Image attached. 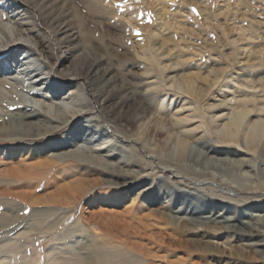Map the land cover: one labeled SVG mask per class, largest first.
<instances>
[{
  "label": "rangeland",
  "instance_id": "1",
  "mask_svg": "<svg viewBox=\"0 0 264 264\" xmlns=\"http://www.w3.org/2000/svg\"><path fill=\"white\" fill-rule=\"evenodd\" d=\"M8 1L17 2L18 10L15 12L8 11L9 9L5 6ZM38 2L40 5L56 8L55 16L64 10L65 13L60 18L62 16L65 18H61L56 23V25L61 23L60 27L63 30V32L56 34L57 38L67 39L62 48L58 47V42L51 32L48 22L43 21L42 16L38 14L36 5L31 0H0V79L6 82L5 84L0 83V124L6 126L11 122L12 126L16 128V114L20 111H33L38 113L39 118L43 119L46 124H59L62 127L42 141L28 145L26 148L29 152L42 149L47 155L57 152L64 153V147H60L66 141H73L77 147L84 149L91 147L93 154L99 155L98 159L100 160H106L109 163L116 161L117 165L128 164V167L132 166L131 168L136 171L133 175H111L114 170L98 173L101 179L105 180L103 185L113 186L121 190L126 189L125 192L121 191L123 192V201L130 202L132 199H136V202L143 204L144 211L152 210V207L157 205L148 200V196L151 195L150 191L153 190L155 194L165 193L166 198L163 196L159 200L158 206L163 203V209L166 211L184 207L181 201H184V204L195 203L196 205L199 203L206 208L203 210V214L220 213L223 221L228 219V225L233 216L243 221L247 220L242 216V212L245 210L250 213L264 214L263 191L257 190L244 194L233 191V187L230 188L218 183L213 174H206L202 179L197 180L189 173H175L174 170L159 163L156 156L151 152L149 153L146 148H142L135 140L134 135L129 134V138L125 140L118 127L110 122L102 109L99 108V104L91 99L90 91L86 88L84 80L81 77H76L74 73L85 56L97 57L99 60L96 66L98 67L97 70L108 68L112 72V78L118 79L117 85H120L123 75L129 68L128 66L132 65L135 77L133 80L138 82L137 92L140 95L143 93L147 97L152 109H158L162 113L165 121L168 122V126L170 123L176 122L177 125L171 127L172 132L185 135L190 147L193 145L199 148L200 144H205L203 148L201 145L200 149L203 150L208 145V143H204L205 141L208 142L210 138L215 139L214 135H207L204 130V120L208 119L213 125L224 122L230 108L232 109L235 103L244 99L254 109L264 104V91L259 82L264 76V61H259L260 58L264 59V0H158L157 2L155 0H110L103 2L102 7L107 14L110 13L107 16L108 21L106 22L107 19L104 20L105 23L113 24L121 20L122 15L127 13L135 15L133 25L126 23L129 28H126L125 31L116 25L112 26L110 31L115 39L113 42L114 52L121 54L128 61L123 65L112 55L110 56L106 50L94 53L89 49L86 36L79 32L78 22L70 14V9L66 11V0H38ZM160 6H164L169 12L162 18L159 16L162 12L159 9ZM115 9L116 12H113ZM84 13V9L80 11L81 15H86ZM170 13L175 15L174 18L177 17L178 22L173 21V23H180L183 28L180 27L176 31L171 27L173 25L167 21ZM111 16L112 18H110ZM12 22H16L20 26L21 32L27 37L30 34L31 40L35 38L38 47L36 46L34 49L33 44H30L26 37L24 39L19 37L20 40H16V32L11 26ZM251 24L257 29L258 34L255 32V28H250ZM151 29L168 39L166 49L168 47V49L180 54L182 71L192 70L201 76L204 74L210 76L207 79L199 80L198 84L207 91L206 94L202 95L203 98L200 102L192 96L188 97L167 88L162 74L158 71L157 54L150 44L149 33L152 31ZM87 34L93 37L96 42L99 40L110 41L103 28L97 31L88 29ZM2 50L4 51L2 52ZM40 50L41 52H39ZM25 55H28V58L23 59ZM181 70H169L168 73L170 75L177 73L178 75V72H182ZM217 78V84L210 87V80ZM56 86L61 93L60 98H55L59 93H56ZM58 102L63 106L73 107L79 111L72 117L71 115L66 117V122L60 123L62 121L55 119L53 115ZM259 115L264 117V114L258 111L249 117L256 119V116L259 117ZM44 130L43 128L40 131L43 132ZM128 132L133 133L135 130L132 128ZM15 135V133H11V136L0 135L1 160L8 159L11 149L22 146L21 140L18 139L19 136ZM173 136L174 139L172 140L167 132L159 135L160 142H168L171 147L167 148L168 150H160L161 155L169 154L168 158L172 160L170 149L175 142V135ZM104 137H108L106 140L108 142L102 144L100 140ZM214 139L211 140L212 144L217 145V147L220 146L226 151H233L234 146H221ZM151 141L150 138L149 142ZM110 143H115V145L113 150L108 151L107 147L110 146ZM51 145H57L59 149L53 150ZM239 149L242 150L241 147ZM247 153L249 154L242 153L237 156L226 153L223 157L227 161L251 158V153ZM249 162L256 164L252 158L249 159ZM246 164L238 172L243 177L241 182L258 189L259 172L257 166L252 167L249 163ZM4 166L0 163V170ZM23 167L24 163H20L19 168L23 169ZM186 168L185 166L183 169L186 170ZM89 170L90 167L84 168L81 173L84 176L89 175ZM188 170L198 171L192 168H188ZM51 171L52 169L49 176L52 174ZM199 174L204 173L200 172ZM249 174L254 175L250 178L248 177ZM0 180L2 179L0 178ZM4 182L7 185L13 183L6 180ZM37 182L36 180L32 181L34 193H43L45 187H48L46 190L53 191L54 186L51 183L44 180ZM78 187L77 192L81 190V187ZM92 191L89 189L71 203L62 205L61 203L27 205L24 201L9 195L0 197V216L8 207H11L12 217H14L12 224L7 227L10 230H7L5 235L3 233L6 228L0 229V240L18 238L17 233L23 226L34 224L38 217H47L46 223L52 219L57 220V224L52 230L44 228L45 225H36V228L29 232L30 234L27 233L22 239L21 237L18 238L17 241L21 243L19 252L10 258L8 254L5 255V258L4 254H1L0 264H53L57 260L56 256H49L51 251L55 253L61 249L74 252L81 247L84 256L88 258L86 263L97 264V255L94 252L97 245L102 242L101 238H96L97 240L94 239L95 241H93L92 236L85 231L79 236H76L77 232L72 234L74 229L84 230L87 226L81 218L86 201ZM197 191L202 196L201 198L197 199L195 196ZM171 197L172 199L166 202ZM248 201L251 202L245 204ZM34 213L37 214L31 219V215ZM260 221L262 222V220ZM1 224L0 218V226ZM74 225L75 228L68 230ZM66 230H68V234L64 235ZM203 232L210 237L217 236L220 243L226 241V236L231 234V230L226 228L215 232L208 228L205 230L196 229L194 234L198 235ZM157 233L161 234L158 235L159 238L156 237L157 239L143 238V242L146 241L145 244H147L149 251L156 254V256L151 257L147 256L149 252L146 246L143 249L139 248V250L130 249L127 245V237L126 240L124 235L122 236L117 231L114 234L116 237L110 235H102L101 237L105 236L106 238H103L105 242L110 243V247L107 246L108 251H121L124 256L137 259L135 264H173L171 259L177 258L184 263L199 258L206 264H212L209 253H202L196 247L191 249L168 247L167 232L164 229H158ZM70 234L71 236H69ZM190 234L189 231H186L181 235L184 242L189 245L192 243L189 239ZM256 239H252L251 242H255ZM229 243L233 244L234 240L232 239ZM172 244L174 245V242ZM224 245L225 248L224 246L220 247L221 251L224 252L217 254V257L229 258L230 261H233L237 255L236 250L230 249L226 244ZM140 249H142L141 252ZM230 252L233 253L229 255ZM58 254L69 257V254L59 252ZM144 256L148 258L150 263H147V259L143 258ZM259 261L264 263L263 258Z\"/></svg>",
  "mask_w": 264,
  "mask_h": 264
},
{
  "label": "bare ground",
  "instance_id": "2",
  "mask_svg": "<svg viewBox=\"0 0 264 264\" xmlns=\"http://www.w3.org/2000/svg\"><path fill=\"white\" fill-rule=\"evenodd\" d=\"M31 1L36 5L38 14L42 16L43 21L48 22V26L51 28V32L55 35L54 37L58 42V47L62 48L63 43L65 44L67 39L61 40L57 38L56 34L63 32V30L62 27H60L61 23L57 25L56 23L61 18H65V16L60 18L62 14L64 15V10L60 11V13L55 16L56 8L53 9L43 4L40 5L38 0ZM106 1L109 2L110 0H66V11L70 9V14H72L76 22H78L79 32L84 33L86 36V41L89 43L88 47L90 50L94 51V53L106 50L110 56L112 55L123 65L128 61L121 54L114 52L113 42L115 39L114 36L110 34V31L112 29L111 27L114 25L125 31L126 28H129L126 26V23L133 25L135 15L127 13L122 15L121 20L113 24L105 23L104 20L107 19V22L109 19L107 16L110 15V13L107 14L102 7L103 2ZM157 1L158 0H155V2ZM5 6H7L10 12L18 10L17 2L15 1L6 2ZM83 9L86 15L80 14V11ZM159 9L162 11L160 14L158 12L161 18L169 13L164 6H160ZM110 11L112 10L110 9ZM113 12H116V9ZM174 16V14L170 13L167 21L172 24L173 26L171 27L177 31L178 28L183 27L180 23H173V21L178 22L176 20L177 17L174 18ZM171 17L172 19H170ZM110 18H112V16ZM11 26L16 32V40H20L19 37L23 39L26 37L28 41H30V44H33L34 49L36 46L38 47V42L34 40L35 38L31 40L30 34L28 37L23 34L19 28L20 26L16 22H12ZM100 28H103L106 36L110 38L109 42H104L103 40L96 42L93 37L88 36V29L97 31L100 30ZM250 28L254 29L255 27L251 24ZM151 30V33H149L150 44L157 54L158 71L162 74L165 84L168 86L167 88H171L188 97L192 96L200 102L203 98L202 95L206 94L207 91L198 84L199 80L207 79L210 76L208 74L201 76V74L192 70L182 71L180 54L172 51V49H168V47L166 49L168 39L163 35H158L153 29ZM256 30L255 28V32ZM234 42L237 41L234 40ZM3 51L4 50H2V52ZM39 52H41V50ZM26 58H28V55L23 57V59ZM259 61H264V59L260 58ZM98 62L99 60L97 57L91 58L85 56L80 61L74 73L76 77H81L84 80L86 88L90 91L91 99L99 104V108L102 109L107 119L118 127L125 140L129 138V134L134 135L135 140L142 148H146L149 153L151 152L156 156L159 163L164 164L168 169L174 170L175 173H189L197 180L200 178L202 179L206 174H213L217 178L218 183L227 185L230 188L233 187V191L243 192L244 194H249L257 190L264 192V117L260 115L259 117L256 116V119H251L249 117L256 111L264 114V104L254 109L252 106L248 105L246 102L247 100L244 99L239 103H235L232 109L230 108V112L226 114L224 122L213 125L208 119L206 121L204 120L203 127L207 135H214L215 139H212L221 146H234V149L233 151H226L220 146H218L220 147L218 148L217 145L212 144V139L210 138V143L209 141H205L204 143H208V145L205 146V149L201 150V145L203 148L205 144H200L199 148L193 145L190 147L185 135L182 133L176 134L171 131V127L177 125L176 122H172L168 126V122L165 121V117H163L162 113L158 109H152L151 103L147 100V97L143 95V93L140 95L137 92L138 82L133 80L135 77L131 63V66H128L129 68L126 74L122 77V84L117 85L118 79L112 78L111 70L108 68L105 70H97L98 67L96 66ZM174 69L181 70L182 72H178V75L177 73L176 75H170L168 73L169 70ZM217 82L218 78L210 80V87L216 85ZM259 82L264 91V76ZM0 83L5 84L6 82L0 79ZM55 90L56 93L59 92L58 86H56ZM60 96L61 93L59 92L55 98H60ZM25 106L27 107V105ZM43 108L46 109L45 106H43ZM56 108L53 115L55 119H60V121H62L60 123L66 122V117H70V115L72 117L79 111L73 107L63 106L60 102L56 104ZM16 118V128L12 126L11 122L6 126L0 124V135L4 134L6 136H11V133H15V136H19L18 139L21 140L22 143V146L11 149L7 160L0 159V163L5 165L4 168L0 170V178L2 179L0 180V197L9 195L12 198L24 201L27 205H38L41 203H61L62 205L71 203L76 197H81L89 189L93 190L86 201L85 210L81 218L85 221L87 226H85L84 230L74 229L72 234L77 232L76 236H79L85 231L92 236L93 241H95L94 239L96 238H101L102 242L97 245L94 252L97 255V264H135L137 261V259H130L128 256H124L121 251H108L107 246H109L110 243H106L107 241L105 242L103 239L105 236L102 238V235L116 237L114 234L117 231L122 234V236L124 235L125 239L127 237V245L130 249L134 248L135 250H139V248L143 249V247L147 245L145 244L146 241L143 242L144 237L153 239L161 235L157 233L158 229H164L167 232L168 247L173 246L175 249H182L183 247L191 249L196 247V249L202 253H209L212 264H264L262 261H259L262 258L264 259V214L260 215L256 212L250 213L245 210L242 212V216L247 218V220L243 221L233 216V218H231L232 221L228 225V219L223 221L220 213L212 211L213 214H203V210L206 208L199 203L196 205L195 203L184 204V201H181L184 207L173 208L166 211V209H163V203L158 206L159 200L165 193L159 192L155 194L153 190L150 191L151 195L148 196V200L157 205L156 207H152V210L144 211L145 208L143 204L136 202V199H132L130 202L123 201L124 199L122 196L123 192L127 191L126 189L123 188L121 190L113 186L103 185L105 180L101 179L99 174L104 171L114 170V173L111 175H133L136 171L131 168L132 166L128 167V164L117 165L116 161L115 163H109L106 160H100L98 159L99 155L93 154L91 147L88 149L77 147L76 143L73 141H66L60 147H64V153L57 152L52 155H47L42 149L29 152L26 148L28 145L36 141H42L49 135L59 131L62 127L59 124H46L43 119L39 118L38 113L33 111H20L16 114ZM43 128L46 130H44L45 132L40 131ZM132 128L135 132L129 133L128 131L132 130ZM166 132L167 134L169 133L172 140L174 139L173 135H175V142L172 141L174 146L170 149V157H172L173 160L168 158L169 154L161 155L160 152V150L170 147L168 142H160L159 140V135ZM150 138L152 139L151 142H149ZM107 139L108 137H104L100 140L101 142H99L105 144V142H108L106 141ZM114 145L115 143H110V146L107 147L108 151L113 150ZM50 147L53 150L59 149L57 145H51ZM240 147L242 150L239 149ZM247 152L251 153L250 157L256 161V164L254 162H249L251 158L227 161L223 157L226 153L237 156L242 153L249 154ZM180 162H182V164H180ZM20 163H24L23 169L19 168ZM246 163H249L252 167L257 166L259 172L257 178L259 179L258 189L252 185L241 182L243 177L241 174L239 175L238 172L247 165ZM185 166L187 167L186 170L183 169ZM89 167V175L84 176L81 170ZM188 168L198 171H189ZM51 169L52 174L49 176ZM200 172L204 174H199ZM253 175L254 174H249L248 177L251 178ZM5 180L12 181L13 183L7 185L4 182ZM33 180H36V183H38V180L51 183L52 186H54L52 188L53 191H48L46 190L48 187H45L43 193H34V186H32ZM78 186L81 187L79 192H77L79 190ZM220 195H222V193H220ZM195 196L197 199L202 197L198 191L195 192ZM163 198H166V196ZM171 199L172 197L166 200V202H169ZM250 202L251 201L245 202V204H249ZM11 212L12 208L8 207L0 216L2 223L0 229L6 228L3 233L4 235L8 232L7 230H10L7 227H9L14 220ZM35 214L37 213L31 215V219ZM46 218L47 217L34 218L35 223L23 226L17 233V236H19L18 238L21 237L22 239L27 233L30 234L29 232L35 229L36 225H45L43 226L44 228L52 230L56 226L57 220L52 219L46 223ZM260 220H262V222ZM73 228H75V225L74 227L71 226L68 230H72ZM205 228L214 232L216 230H225V228L231 230V234L226 236V241H223V243L228 245L230 249L236 250L237 255L233 261H230L229 258L223 259L217 257V254L219 255V253L224 252L221 251L220 247L224 246L225 248V245L220 243L217 236L215 237L214 235L210 237L204 232L198 235L194 234L196 229L205 230ZM68 230H66L64 235L68 234ZM186 231L191 233L189 235V239L192 242L191 245L185 243L181 236L182 233ZM261 235L262 238H260ZM69 236H71V234ZM15 238L16 237L0 240V255L4 254V258L7 254L10 258L19 252L21 243L17 241L18 238ZM157 238H159V236ZM232 239L234 243L230 244L229 242ZM252 239H256V241L251 242ZM172 242H174V245ZM83 248L85 247L83 246ZM81 249L82 247L74 252H72V250L68 251L65 249L66 251H63L60 249L55 253L51 251L49 256H56L57 261L53 264H87L86 260L88 258L84 256V252L81 251ZM142 249H140V252ZM146 249H148L149 252H147L148 257L156 256L155 253L149 251L147 246ZM58 252L69 254V257L60 256ZM232 253L233 252H230L229 255ZM143 258L147 259V263L149 262L147 257L144 256ZM171 261L173 264H206L199 258L189 263H184L178 260V258L175 260L171 259Z\"/></svg>",
  "mask_w": 264,
  "mask_h": 264
}]
</instances>
